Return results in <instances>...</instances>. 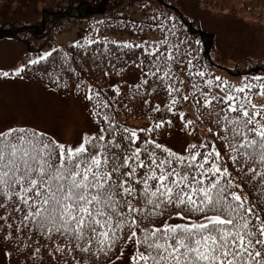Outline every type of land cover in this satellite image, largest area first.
Returning a JSON list of instances; mask_svg holds the SVG:
<instances>
[{"label":"snow or ice","instance_id":"1","mask_svg":"<svg viewBox=\"0 0 264 264\" xmlns=\"http://www.w3.org/2000/svg\"><path fill=\"white\" fill-rule=\"evenodd\" d=\"M167 44L154 42L151 51L141 44L120 47H143L150 57L139 67H147L143 75L152 82L142 79L135 89L166 90L168 103L150 112L180 117L191 137L184 149L153 138L173 126L171 119L162 115L139 129L121 125L107 111L111 102L99 91L93 95L91 86L85 99L93 101L90 114L98 130L77 143L27 125L0 130V208L19 213L15 229L6 224V241L19 244L25 231L29 239H55L52 254L70 256L71 264H116L126 250L127 264H264V107L251 97L264 96V76L233 86L188 61L187 76L196 82L192 93L183 94L185 81L173 71L179 64L174 51L160 50ZM51 54L0 70V77H19ZM190 99L202 111L200 118L210 120L214 139L197 140L196 122L175 111Z\"/></svg>","mask_w":264,"mask_h":264},{"label":"trees","instance_id":"2","mask_svg":"<svg viewBox=\"0 0 264 264\" xmlns=\"http://www.w3.org/2000/svg\"><path fill=\"white\" fill-rule=\"evenodd\" d=\"M3 1L0 0V3ZM201 1L207 4V0ZM237 1L240 3V12L246 13L253 20L264 23V0ZM135 8H138L143 18L139 19L133 16ZM96 16L101 18L94 21ZM116 17H119L117 21L114 20ZM153 17L156 19L154 20ZM161 20L164 21V26L156 27L155 25ZM83 21H89V25L84 37L77 41L79 47L77 42L66 46L55 44L53 40L55 33L69 31L74 24ZM111 29L114 31L120 29L125 32L123 34L130 37L119 39L111 36L107 34ZM4 38H14L29 44L30 50L26 52L27 55L39 53L38 44L41 41L53 46L50 51L52 54L47 60L40 61L36 65H28L22 75L35 78L52 89L64 92L74 91L77 97L89 103L90 111L93 101L85 99V92L89 86H91L93 95L99 91L102 98L111 102V107L107 111L112 113L115 121L121 125L137 128L126 123L131 118L136 120L148 118L153 121L163 115L165 119H171L173 126L168 128L165 125L159 136L154 134L153 138L155 139L168 137L178 131L185 133L187 129L182 127L183 122L178 115L150 112V109L157 104L163 107L170 98L164 89H158L155 93H152L151 88H148L147 92L144 88H140L139 92L136 91L135 86L140 80L147 78L150 83L152 82L151 77L143 75L147 72V67L143 69L139 67L141 60L146 66L150 57L144 55L143 47L128 49L122 48L120 45L124 43L141 44L147 46L151 51L154 42L166 39L168 44L161 46L160 50L171 49L174 51L179 64L173 67V71L177 73L179 79L185 81L182 86L183 94L192 93L194 89L191 85L196 82L187 76L188 61L195 65L196 70L206 72L208 77L218 75L233 86H240L242 83L228 80L230 77L243 79L242 82H244L253 76H264L263 55H249L241 58L237 66L220 63L215 36L204 30L199 21L185 14L175 4V0H62L55 5L45 7L39 17L31 22L15 20L0 24V39ZM93 38L97 43L87 44V41ZM105 39L108 41L107 44L104 43ZM26 63L23 62V65ZM132 71L138 73L135 80L120 79L121 76L124 77ZM65 83H67V87L64 86ZM77 85L80 87L77 88ZM117 87L120 90L119 93L116 92ZM216 91L219 90L216 89ZM146 100L149 103L146 104ZM189 107L193 108V113L188 109ZM175 111L186 113L185 120L196 122V135L203 133V137L214 139L208 132V128L213 127L210 120L200 118L202 111H197L194 100L182 102ZM192 115L193 117H191ZM143 136L144 134L141 133L142 139ZM250 195L253 200L256 198L254 191ZM9 213H12L10 219L6 222L0 220V226H4L3 229H0V245L8 253L9 264H65L66 260L71 264L70 256L61 257L58 253L52 254V248L56 243L55 239L48 241L37 235H33L29 239L25 231V234L19 237V244L15 240L6 241L3 238L7 234L6 224H12L15 229L19 219V213H13L11 206L7 211L0 208V217L7 216ZM178 222L180 221H173V223ZM13 236H17L14 230ZM60 243L63 242L60 241ZM37 248L40 249L39 252L36 251Z\"/></svg>","mask_w":264,"mask_h":264},{"label":"rangeland","instance_id":"3","mask_svg":"<svg viewBox=\"0 0 264 264\" xmlns=\"http://www.w3.org/2000/svg\"><path fill=\"white\" fill-rule=\"evenodd\" d=\"M61 1L4 0L0 3V24L15 20L31 22L39 17L45 7ZM175 4L189 17L199 21L204 30L215 36L220 63L237 66L238 61L246 56H264V23L253 20L246 13L240 12L239 1L207 0L205 4L201 0H175ZM134 10V17L143 18L138 8ZM100 18L96 16L93 20ZM118 19L119 17L114 18L115 21ZM88 25L89 21L76 23L69 31L55 33L53 40L57 46L73 44L84 37ZM123 33L125 32L120 29L116 31L111 29L107 32L119 39L130 37ZM28 45L14 38L0 39V69L13 71L22 66L23 62L39 58L53 49V46L41 41L38 44L39 53L27 55L26 52L30 50ZM137 77L138 73L132 71L124 77L121 76L120 79L131 81ZM228 80L242 83L243 79L230 77ZM251 97L254 104L264 107V96L252 93ZM188 109L193 113L192 107ZM90 112L89 103L77 97L72 90L64 92L52 89L35 78L23 75L0 78V130L13 125H27L44 131L61 142L74 144L81 139L84 133H93L98 130ZM119 119L123 121L121 117ZM151 122L148 118L141 120L131 118L126 123L139 129L150 126ZM199 128L202 130L200 125ZM201 137L203 133L196 135L197 140ZM190 139L188 130H186L185 133L178 131L157 140L173 150L182 151ZM130 254V250H126L124 258L116 261V264H127V257ZM0 264H9L8 253L1 245Z\"/></svg>","mask_w":264,"mask_h":264}]
</instances>
